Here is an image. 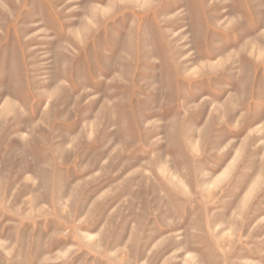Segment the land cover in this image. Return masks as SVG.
<instances>
[{"label": "rangeland", "instance_id": "obj_1", "mask_svg": "<svg viewBox=\"0 0 264 264\" xmlns=\"http://www.w3.org/2000/svg\"><path fill=\"white\" fill-rule=\"evenodd\" d=\"M0 264H264V0H0Z\"/></svg>", "mask_w": 264, "mask_h": 264}, {"label": "bare ground", "instance_id": "obj_2", "mask_svg": "<svg viewBox=\"0 0 264 264\" xmlns=\"http://www.w3.org/2000/svg\"><path fill=\"white\" fill-rule=\"evenodd\" d=\"M221 1V0H220ZM225 12H227V11H225Z\"/></svg>", "mask_w": 264, "mask_h": 264}]
</instances>
